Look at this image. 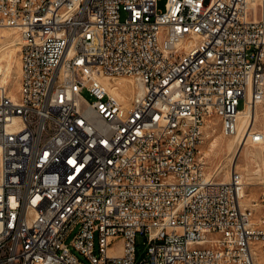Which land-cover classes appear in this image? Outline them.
Listing matches in <instances>:
<instances>
[{
    "label": "built area",
    "instance_id": "2783aa9c",
    "mask_svg": "<svg viewBox=\"0 0 264 264\" xmlns=\"http://www.w3.org/2000/svg\"><path fill=\"white\" fill-rule=\"evenodd\" d=\"M158 1L0 0V264H264V184L200 150L264 100V0Z\"/></svg>",
    "mask_w": 264,
    "mask_h": 264
},
{
    "label": "rangeland",
    "instance_id": "374dc122",
    "mask_svg": "<svg viewBox=\"0 0 264 264\" xmlns=\"http://www.w3.org/2000/svg\"><path fill=\"white\" fill-rule=\"evenodd\" d=\"M165 1L166 0L158 1L159 10H162L164 8ZM0 30L11 37H18L19 40V36L14 30L8 28H0ZM5 43L6 41L1 42L0 46H5ZM17 47H19V41L16 47L12 48V51H14V63L12 64L13 82H10L8 84L9 88L14 93H17V83L19 76V51H17ZM254 127L264 134V100L256 106V122ZM232 139V137L228 138L223 136L218 125L213 131L211 129H207V131H205L203 143L200 146V150L207 164L206 172L208 175H211L218 180H225V174H227L228 172L230 173L232 169H235L243 175L245 183L251 184L245 186L247 198L243 199V203L245 205H250L252 200L257 201L262 185L264 184V142L263 144L261 143L262 145H255L247 141L246 145L241 147H237L236 143L234 149L229 152L227 149V144ZM253 154L255 155V157ZM234 161L236 165L232 166ZM228 177L229 174L226 175V179H228ZM259 215L260 210L257 208L255 210V217ZM136 243L138 251L144 252V237L138 235L136 238Z\"/></svg>",
    "mask_w": 264,
    "mask_h": 264
},
{
    "label": "bare ground",
    "instance_id": "6f19581e",
    "mask_svg": "<svg viewBox=\"0 0 264 264\" xmlns=\"http://www.w3.org/2000/svg\"><path fill=\"white\" fill-rule=\"evenodd\" d=\"M4 41H6L5 46H2V47L0 46V83L8 85L10 82H13L12 64L14 63V59H13L14 51H12L13 50L12 48L16 47V45L18 44L19 40H18V37H16V36L11 37L8 34H6L5 32L0 30V43L4 42ZM17 51H19V47H17ZM18 68H19V64H18ZM120 81H122L121 85H124L126 87L128 93L130 94L131 93V88H129L127 80H120ZM106 82H107V80H105V83ZM15 93L10 89V95L13 98L16 97ZM255 122H256V107H255L254 111H253V109L247 110L242 115V118L240 119V130H239L238 134L233 136L232 137L233 139L230 140L228 142V144H227V149H228L229 152H231L234 149V147L236 146V143H237V147H241L243 145V142L245 141V137H246L247 131L249 130L250 127L255 128L254 127ZM247 124H248V127L246 128ZM228 138H231V137H228ZM246 143H247V141L245 142V144L243 146H245ZM259 154H260V151H259ZM254 157H255V155H254ZM254 157H252V158H254ZM235 165L236 164H235V161H234L232 166H235ZM227 174L230 175L229 172ZM227 174H225V180H226V175ZM202 178H210V175H208L206 171H202ZM247 185H251V184L250 183H246V186ZM243 198H247V194H246L245 191L243 193Z\"/></svg>",
    "mask_w": 264,
    "mask_h": 264
}]
</instances>
